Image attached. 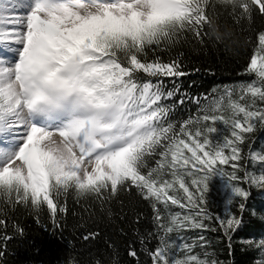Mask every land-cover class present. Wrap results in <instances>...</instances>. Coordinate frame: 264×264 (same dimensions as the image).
Returning a JSON list of instances; mask_svg holds the SVG:
<instances>
[{"label": "snow or ice", "instance_id": "1", "mask_svg": "<svg viewBox=\"0 0 264 264\" xmlns=\"http://www.w3.org/2000/svg\"><path fill=\"white\" fill-rule=\"evenodd\" d=\"M222 2L237 16L250 18L256 10L264 14V0ZM21 7L26 14L17 13ZM208 7L209 0H0V43L18 46L9 48L10 63L0 54V199L36 210L46 205L54 215L59 198L70 191L78 198L107 199L134 186L165 208L170 202L188 209L172 215L167 226L160 225L165 235L204 229V220L211 218L208 181L216 175L239 179L218 165L238 161L244 134L252 132L257 121L264 124V108L256 107L257 98L264 101V56L259 63L255 55L251 58L248 71L259 84L243 85L239 100H233L231 90L204 98V115L197 122L229 125L231 139L225 137L223 143L214 144L201 128L190 130L192 121L178 131L172 123L165 126L170 109L162 101L174 91L165 92L162 81L141 80L137 74L185 75L175 60H149V52L174 44L185 31L202 39L206 25L204 36L217 43L230 40L226 25L210 37L215 19L206 12ZM259 40L264 45V35ZM222 108L231 115L218 114ZM216 131L206 126L207 133ZM157 149L164 159L144 172L146 157ZM253 158L264 161V155ZM166 168L171 179L164 178ZM192 170L204 175L197 178ZM186 175L193 177L192 187ZM250 181L264 187V175ZM230 185L235 197L247 199V191ZM156 218L159 222L158 210ZM239 223L236 217L220 220L226 235ZM253 243L264 252V239ZM196 246H179L184 252L180 258L162 237L152 253L153 264H217L207 258L209 253L204 258L194 253Z\"/></svg>", "mask_w": 264, "mask_h": 264}, {"label": "trees", "instance_id": "2", "mask_svg": "<svg viewBox=\"0 0 264 264\" xmlns=\"http://www.w3.org/2000/svg\"><path fill=\"white\" fill-rule=\"evenodd\" d=\"M206 12L215 19L210 37H215L226 25L232 33L230 40L217 43L204 36L203 33L208 32L206 25L202 39L185 31L174 44L161 45L159 50L149 52V60L159 57L164 62L177 61L185 75H137L141 80L162 81L165 92L174 91L172 97L162 101L170 109L165 126L172 123L178 131L185 122L192 121L188 128L203 129L215 144L223 143L225 137L231 139V129L220 120L197 122V118L204 115L201 111L204 98L211 99L231 90L233 100H239L243 85L259 84L258 78L248 69L254 55L258 63L259 57L264 56V45L259 40L264 35V14L256 10L250 18L237 16L222 0H209ZM197 98L200 104L196 103ZM245 101L251 102V97L245 96ZM256 107L264 108V101L257 98ZM218 114L231 115L223 108ZM206 126L215 127L217 131L207 133ZM244 135L241 158L218 165L227 173H235L239 179L229 181L227 177L216 175L208 181L207 213L211 218L204 220V229L185 228L165 235L160 225L167 226L172 215H183L188 209L170 202L165 208L163 203L145 198L134 186L119 190L107 199L78 198L70 191L59 198L54 215L46 205L36 210L30 204L13 206L0 199V221H3L0 223V264H153L152 253L160 246L162 237L180 258L184 252L179 246L195 242L194 253L201 258L209 253L207 258L215 259L217 264H258L264 259V252L253 242L264 239V187L252 183L250 177L264 175V161L253 158L264 155V124L257 121L255 129ZM158 152L159 149L157 154L146 157L144 172L164 159ZM225 154H230V150L225 149ZM185 155L191 154L185 151ZM231 163L238 167L233 169ZM192 171L197 178L204 175ZM165 172L164 178L171 179V170L166 168ZM184 178L192 187L193 177L186 175ZM230 183L247 191V199L235 197ZM169 194H173L172 190ZM179 194L183 195L182 190ZM231 217H236L240 223L226 235L220 220ZM200 236L204 237L203 241L199 240ZM132 251L136 256L130 255Z\"/></svg>", "mask_w": 264, "mask_h": 264}, {"label": "rangeland", "instance_id": "3", "mask_svg": "<svg viewBox=\"0 0 264 264\" xmlns=\"http://www.w3.org/2000/svg\"><path fill=\"white\" fill-rule=\"evenodd\" d=\"M17 13L20 15L26 14V8H18ZM18 47L17 45H9L7 43H0V54L4 55V58L6 59L7 62H11L13 58V52L9 51V48H15Z\"/></svg>", "mask_w": 264, "mask_h": 264}]
</instances>
